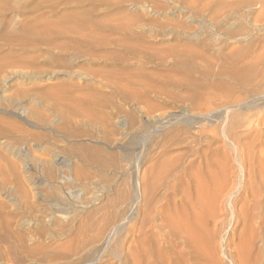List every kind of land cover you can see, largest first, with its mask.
Here are the masks:
<instances>
[{
  "label": "rangeland",
  "instance_id": "1",
  "mask_svg": "<svg viewBox=\"0 0 264 264\" xmlns=\"http://www.w3.org/2000/svg\"><path fill=\"white\" fill-rule=\"evenodd\" d=\"M263 154L264 0H0V264H264L234 211Z\"/></svg>",
  "mask_w": 264,
  "mask_h": 264
},
{
  "label": "bare ground",
  "instance_id": "2",
  "mask_svg": "<svg viewBox=\"0 0 264 264\" xmlns=\"http://www.w3.org/2000/svg\"><path fill=\"white\" fill-rule=\"evenodd\" d=\"M264 155V154H263ZM262 157V156H261ZM261 161V160H260ZM243 163V162H242ZM260 163V162H259ZM221 166H222V169H220L221 167H219V170H221L220 171V176L218 177V179L216 178H214L213 176V174L211 173V172H209V174L210 175H208V176H206L205 177V179H206V182L204 183V182H202V183H199V184H196L195 185V191L194 190H191V191H194L195 193H197V195H198V197H196L197 195H194L196 198H194V196H193V194L191 195L190 194V196H193L192 197V199H190L191 197H189V198H187L186 199V194H187V190H186V187H184L185 185H183L182 187H184V188H182L181 187V189H182V191H183V189H185V192H186V194H185V196L184 195H181V194H183V193H180V195L181 196H183V197H185L184 198V201H188V204H189V206L187 207L188 208V210H190L189 208H191V212L190 213H186L185 211H184V209H182L183 208V206H181V208L180 209H182V211L180 210V212H182L177 218V220H176V225H175V223H174V225H173V223L171 222V221H173V220H171V221H169L170 222V224L169 225H171L172 227H174L175 229H171V230H176V234L177 235H179L177 238H179V237H182V239L180 238V240H183L184 241V245H187V244H185V242H187V243H194V242H196L197 241V238L198 237H200L201 235H204V239H206L208 242H209V240L211 239V234H210V232H209V229H210V223H212L213 221H215V218H218V212H217V214H216V212H215V205H216V201H219L218 200V194L220 193L221 194V191L222 190H224V187H225V189H227V188H229V187H227V185H230V183H227L226 182V176H225V174L227 175L228 174V172H225L226 170L224 169V165H223V163L221 164ZM256 166V165H255ZM259 166H261V165H259ZM217 167V166H216ZM226 167V166H225ZM240 167H241V169H242V166L240 165ZM240 167H239V169H240ZM250 167H252V165L250 166ZM254 167V166H253ZM259 168V167H258ZM227 169V168H226ZM240 169V170H241ZM263 169H264V167H263ZM209 170V169H208ZM217 170H218V168H217ZM216 170V171H217ZM225 170V171H224ZM243 170V169H242ZM248 170V169H247ZM246 170V172H248ZM254 170V169H253ZM260 170H261V168H260ZM207 171V170H206ZM211 171V170H210ZM227 171H228V169H227ZM244 171V170H243ZM264 171V170H263ZM208 172V171H207ZM212 172H213V170H212ZM230 172V171H229ZM256 172V171H255ZM262 172V171H261ZM257 173H258V171H257ZM257 173H255V174H257ZM241 174V173H240ZM244 174H245V172H244ZM243 174V175H244ZM219 175V174H218ZM217 175V176H218ZM199 176V175H198ZM203 176V175H202ZM212 176V177H211ZM257 176V175H256ZM258 176H259V174H258ZM229 178H230V175L228 176ZM227 177V178H228ZM246 177V176H245ZM245 177H244V179H245ZM243 178V177H242ZM246 178H249V177H246ZM259 178H261V175L259 176ZM203 180H204V178H202ZM201 179V180H202ZM233 179V178H232ZM243 179V180H244ZM200 180V181H201ZM242 180V181H243ZM248 181H249V179H247ZM246 180V181H247ZM259 180L260 179H258V180H255V181H258L259 182ZM262 181H260L259 183H256V185L254 186V188L252 187L253 185H251V187H249V186H247L248 184H246L245 185V193H244V195H242V204L239 206V209H234V211L235 210H238L237 211V218L239 219V220H241L242 221V226H244V227H249V226H251L253 229H254V232L253 231H251L252 233H251V235H250V238H254L253 240H254V242H255V238L257 239V237L259 238L260 237V239H262V240H264V202H262L261 200H260V195H264V176L262 177V179H261ZM234 181H235V179H234ZM229 182H232V184H234L233 183V181H231V179L229 180ZM239 182V181H238ZM244 182V181H243ZM250 182V181H249ZM204 183V184H203ZM226 183H227V185H226ZM246 183V182H245ZM248 183V182H247ZM237 185H238V183H237ZM235 186H236V184H235ZM234 186V187H235ZM231 187V186H230ZM239 187V186H238ZM241 187H244L243 185L241 186ZM241 189V188H240ZM233 190H234V188H233ZM236 190H238V189H236ZM241 190H243V189H241ZM181 191V190H180ZM181 191V192H182ZM214 191V192H213ZM225 191V190H224ZM184 192V193H185ZM189 192V191H188ZM211 192H213V194H211V195H213V196H211V198L212 197H214L213 198V202H212V199L210 198V196L208 195L209 193H211ZM238 192V191H237ZM191 193V192H190ZM230 193V192H229ZM233 193V192H232ZM219 194V195H220ZM224 194V192L222 193V195ZM231 194V193H230ZM230 194H228L227 196H228V198L227 199H229L230 198ZM188 196H189V194H187ZM222 195H220V197L222 196ZM226 195V194H225ZM206 196H208L207 198H206ZM218 196V197H217ZM224 196V195H223ZM222 196V197H223ZM226 196V197H227ZM233 196V195H232ZM236 196H237V194H236ZM250 196V198H248ZM201 197H202V199H201ZM219 197V198H220ZM234 197V196H233ZM241 197V196H240ZM208 198H209V200H208ZM217 198V199H216ZM225 198V197H224ZM262 198H264V197H262ZM186 199V200H185ZM227 199H225V200H227ZM231 199V198H230ZM233 200V199H232ZM263 201H264V199H263ZM225 202V201H224ZM228 202V205L230 206V207H232L233 205H234V203H233V205H232V202L230 203V200L229 201H227ZM239 202V201H238ZM186 203V202H185ZM184 203V204H185ZM240 203H241V201H240ZM236 204V203H235ZM217 205H220V204H217ZM223 205V204H222ZM185 206V205H184ZM226 207V206H225ZM185 208V207H184ZM187 208H186V210H187ZM224 208V207H223ZM178 209H179V207H178ZM227 209V208H226ZM229 209V208H228ZM216 210H217V208H216ZM223 210H225V209H223ZM231 210V209H230ZM232 210H233V207H232ZM184 211V212H183ZM179 212V213H180ZM188 212V211H187ZM227 213H228V211H227ZM230 213H233V212H230ZM224 214V213H223ZM215 215H217V217H215ZM220 215V214H219ZM225 215V214H224ZM228 215V214H227ZM167 216V215H166ZM223 216V215H222ZM222 216H221V218H222ZM228 216H230V215H228ZM227 216V217H228ZM226 216H224V219L226 220L227 219V217L225 218ZM231 217V216H230ZM171 218V217H170ZM170 218H169V220H170ZM219 219V218H218ZM230 220V219H229ZM219 221V220H218ZM224 221V220H223ZM227 221H228V219H227ZM231 221V220H230ZM235 221V220H234ZM226 222V221H225ZM224 222V223H225ZM214 223V222H213ZM163 224V223H162ZM222 224V223H221ZM229 224V223H228ZM234 224V223H233ZM225 225V224H224ZM160 226V225H159ZM213 226V225H212ZM235 226V225H234ZM233 226V227H234ZM242 226H241V228H242ZM169 227V226H168ZM215 227V226H214ZM232 227V228H233ZM250 227V228H251ZM160 228H162V225H161V227ZM171 228V227H170ZM169 228V229H170ZM212 229V228H211ZM219 229H221V228H219ZM248 231H249V228H246ZM245 229V230H246ZM253 229H250V230H253ZM161 230V229H160ZM163 230V229H162ZM168 230V229H167ZM171 230H169V231H171ZM223 230L224 231H226L225 229H224V227H223ZM228 230V229H227ZM229 230H230V228H229ZM233 230V229H232ZM237 230V229H236ZM241 230V229H240ZM206 231V232H205ZM220 231V230H219ZM172 232V235H174L173 234V232L174 231H171ZM171 232H170V234H171ZM213 232V231H212ZM232 232V231H231ZM242 233H243V231H241ZM227 233V232H226ZM225 233V234H226ZM246 233V232H245ZM212 234H214V233H212ZM218 234V233H217ZM224 234V233H223ZM171 235V236H172ZM245 234H243V236H244ZM170 235H169V237H171ZM229 236V235H228ZM235 236V235H234ZM249 236V235H248ZM164 237V236H163ZM214 237V236H213ZM227 237V236H226ZM225 237V238H226ZM240 237V236H239ZM242 237V236H241ZM246 237H247V235H246ZM176 238V237H175ZM243 238H245V237H243ZM247 238H249V237H247ZM246 238V239H247ZM249 238V240L246 242L245 241V243L247 244L248 242L250 243V241L252 240V239H250ZM171 239V238H170ZM195 239H196V241H195ZM223 239V238H222ZM228 239V238H227ZM239 240H238V242L240 243V241H241V238H238ZM245 239V240H246ZM199 240V239H198ZM213 240H214V238H213ZM229 240H230V237H229ZM253 240L251 241L252 242V244H253ZM218 241V240H217ZM235 241V240H234ZM181 242V241H180ZM198 242V241H197ZM211 242V241H210ZM237 242V243H238ZM257 242H258V240H257ZM260 242V241H259ZM218 244H219V242H217ZM223 243V241H221V244ZM196 243H194V245H195ZM211 244H212V242H211ZM223 244H225V243H223ZM226 244H227V241H226ZM234 244H235V246L237 245L235 242H234ZM242 244H244V242L242 243ZM246 244H244V245H246ZM252 244H251V246H252ZM255 244H257V243H255ZM183 245V244H182ZM199 245H200V243H198V246L196 245V247L195 248H197V247H199ZM220 245V244H219ZM218 245V246H219ZM229 245H233L232 244V242L229 244ZM238 245H241V244H238ZM237 245V246H238ZM243 245V246H244ZM259 245V244H258ZM257 245V246H258ZM224 246V245H223ZM248 246V245H247ZM219 247H222V246H219ZM231 247V246H230ZM239 247V246H238ZM238 247H235L237 250H238ZM246 247V246H245ZM194 248V247H193ZM258 248H260V246L258 247ZM257 248V249H258ZM263 248V247H262ZM224 249H226V248H224ZM233 249H234V247H233ZM241 249H242V247H241ZM250 249V248H249ZM228 250H230V249H228ZM243 250V249H242ZM251 251H252V248L250 249ZM249 250V251H250ZM254 250V249H253ZM256 250V249H255ZM199 251V250H198ZM232 251V250H231ZM247 251V250H246ZM230 252V251H229ZM235 252V249H234V251H233V253ZM237 252V251H236ZM236 252H235V254H236ZM256 252H258V251H255V254H257ZM238 253V252H237ZM242 253V252H241ZM243 253H248V252H245V249H244V251H243ZM251 253V252H250ZM254 254V255H255ZM259 254V253H258ZM214 255V254H213ZM223 256H224V254H222ZM228 255V254H227ZM230 255V254H229ZM238 255V254H237ZM237 255H236V257L235 258H238L237 257ZM240 255V254H239ZM244 255V254H243ZM247 255H249V254H245V258L247 257ZM233 257L235 256V255H232ZM258 256V255H257ZM215 257V256H214ZM233 257H232V259L230 258V257H228V258H230L231 259V261L233 260V263H235L234 262V259H233ZM255 257V256H254ZM217 258V257H216ZM216 258H215V260H216ZM248 258V257H247ZM246 258V259H247ZM156 259H157V257H156ZM244 259V258H243ZM257 259V258H256ZM260 259V258H259ZM134 260V259H133ZM210 260H211V258H210ZM214 260V259H213ZM245 260V259H244ZM253 260H255L254 258H253ZM166 261V260H165ZM226 261V260H225ZM238 261V260H237ZM249 261V260H248ZM262 261V260H261ZM260 261V262H261ZM155 262V261H154ZM158 262V261H157ZM244 262V261H243ZM212 263V262H211ZM246 262H244V264H245ZM249 262H247V264H248ZM251 263H252V261H251ZM254 263L256 264L257 262H255L254 261ZM254 263H252V264H254ZM214 264V263H213ZM242 264V263H241Z\"/></svg>",
  "mask_w": 264,
  "mask_h": 264
}]
</instances>
